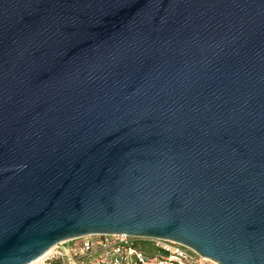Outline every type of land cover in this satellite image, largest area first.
I'll use <instances>...</instances> for the list:
<instances>
[{"label": "water", "instance_id": "obj_1", "mask_svg": "<svg viewBox=\"0 0 264 264\" xmlns=\"http://www.w3.org/2000/svg\"><path fill=\"white\" fill-rule=\"evenodd\" d=\"M102 233L264 264V0H0V264Z\"/></svg>", "mask_w": 264, "mask_h": 264}, {"label": "built area", "instance_id": "obj_2", "mask_svg": "<svg viewBox=\"0 0 264 264\" xmlns=\"http://www.w3.org/2000/svg\"><path fill=\"white\" fill-rule=\"evenodd\" d=\"M77 239L60 242L27 264H218L166 238L102 233Z\"/></svg>", "mask_w": 264, "mask_h": 264}, {"label": "rangeland", "instance_id": "obj_3", "mask_svg": "<svg viewBox=\"0 0 264 264\" xmlns=\"http://www.w3.org/2000/svg\"><path fill=\"white\" fill-rule=\"evenodd\" d=\"M80 239H77V240H75L74 242H77V241H79Z\"/></svg>", "mask_w": 264, "mask_h": 264}]
</instances>
